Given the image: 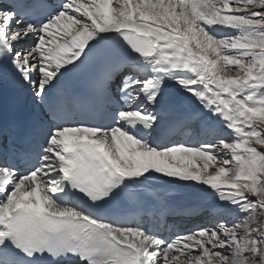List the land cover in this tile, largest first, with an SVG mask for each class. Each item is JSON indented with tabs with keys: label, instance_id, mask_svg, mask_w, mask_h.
<instances>
[{
	"label": "snow or ice",
	"instance_id": "1",
	"mask_svg": "<svg viewBox=\"0 0 264 264\" xmlns=\"http://www.w3.org/2000/svg\"><path fill=\"white\" fill-rule=\"evenodd\" d=\"M113 50L68 118L61 78ZM7 81L41 113L24 147L0 129V264H264V0H4ZM168 82L193 108L164 125ZM164 178L219 212L165 235ZM117 199L157 223L102 215Z\"/></svg>",
	"mask_w": 264,
	"mask_h": 264
},
{
	"label": "bare ground",
	"instance_id": "2",
	"mask_svg": "<svg viewBox=\"0 0 264 264\" xmlns=\"http://www.w3.org/2000/svg\"><path fill=\"white\" fill-rule=\"evenodd\" d=\"M165 96L168 101L163 108V121L166 125L174 114V110L179 108H187L189 112L193 108V103L187 98V94L182 93L174 84L168 82L165 87ZM164 178L160 181H154L150 186L156 188L157 192L162 194L173 205H189V204H207L215 207L213 197L200 189L198 186L184 184H166ZM218 211L219 209L216 208Z\"/></svg>",
	"mask_w": 264,
	"mask_h": 264
},
{
	"label": "rangeland",
	"instance_id": "3",
	"mask_svg": "<svg viewBox=\"0 0 264 264\" xmlns=\"http://www.w3.org/2000/svg\"><path fill=\"white\" fill-rule=\"evenodd\" d=\"M31 42V41H30Z\"/></svg>",
	"mask_w": 264,
	"mask_h": 264
}]
</instances>
